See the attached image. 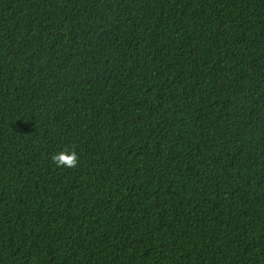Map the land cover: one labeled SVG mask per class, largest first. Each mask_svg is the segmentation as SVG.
I'll return each instance as SVG.
<instances>
[{
	"label": "trees",
	"instance_id": "obj_1",
	"mask_svg": "<svg viewBox=\"0 0 264 264\" xmlns=\"http://www.w3.org/2000/svg\"><path fill=\"white\" fill-rule=\"evenodd\" d=\"M0 264H264V0H0Z\"/></svg>",
	"mask_w": 264,
	"mask_h": 264
},
{
	"label": "clouds",
	"instance_id": "obj_2",
	"mask_svg": "<svg viewBox=\"0 0 264 264\" xmlns=\"http://www.w3.org/2000/svg\"><path fill=\"white\" fill-rule=\"evenodd\" d=\"M50 159L57 168L75 169L80 162V157L76 151L69 152L68 149L52 154Z\"/></svg>",
	"mask_w": 264,
	"mask_h": 264
}]
</instances>
